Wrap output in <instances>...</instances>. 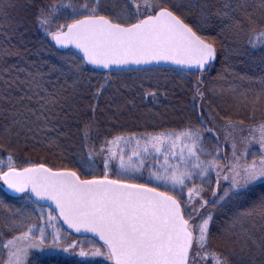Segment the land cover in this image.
<instances>
[{
	"label": "snow or ice",
	"instance_id": "6c2138e0",
	"mask_svg": "<svg viewBox=\"0 0 264 264\" xmlns=\"http://www.w3.org/2000/svg\"><path fill=\"white\" fill-rule=\"evenodd\" d=\"M24 7L20 0H0V18L10 20ZM193 9L198 11L195 19ZM61 10L68 12L71 22L49 31L53 12ZM214 17L227 21L221 32L238 37L247 31L248 46H259V63L264 66V0H84L79 5L43 6L37 15L41 28L60 48L79 50V62L69 68L75 77L72 92L55 85L48 92L45 84L51 82L40 72L0 70V118L5 121L0 150L15 151L22 136L35 139L49 125H56L52 131H57L61 117L56 110L75 111L69 101L83 95L80 87L95 88L91 95L96 100L110 89L119 92L117 83L129 88L128 72L151 78L160 67L175 66L171 70L180 74L199 73L193 99L203 102L201 77L218 57L215 41L201 33ZM11 28L10 23L0 24L3 42L10 41ZM13 54L21 55L0 46V56ZM86 65L104 70L103 82L93 85ZM53 70L64 75L62 68ZM258 83L259 90L250 94L229 89L234 99L243 97V106L250 105V120L257 111L264 117V75ZM144 95L155 98L158 93ZM89 110L93 119L85 125V138L98 108L89 105ZM198 119L203 127L189 124L179 131L121 134L105 140L99 174L93 150L87 153L88 167L81 161L87 176L30 158L17 166L8 154L7 163H0V181L21 194L31 211L17 209L6 219L4 227L11 236L0 238L6 253L0 264H95L97 257L110 264H197L209 255L216 264H264V122L248 127V135L237 140L236 134L246 130L245 120L226 119L223 142L230 143L229 158L220 147L219 134L208 127L215 120L212 113L200 110ZM205 132L214 136L216 145L205 143ZM253 144L259 146L258 152L249 151ZM149 158L152 166L141 183ZM41 202L55 207L45 209ZM223 215L228 221L218 237L222 249L210 253L211 228ZM73 230L83 239H72Z\"/></svg>",
	"mask_w": 264,
	"mask_h": 264
},
{
	"label": "trees",
	"instance_id": "16d2710c",
	"mask_svg": "<svg viewBox=\"0 0 264 264\" xmlns=\"http://www.w3.org/2000/svg\"><path fill=\"white\" fill-rule=\"evenodd\" d=\"M82 2L84 0H20V3L25 5L23 9L14 11L10 20L0 18V24L12 25L11 29H7L11 37L10 41L3 42V36L0 34V46L10 48L13 53L19 51L21 55L0 56V70L11 68L16 71L26 68L29 72H40L45 74L46 81L51 82L45 84L48 92H53L55 85L57 88L63 86L68 89V93H71L75 77L71 75L69 68L73 62H79L80 54L72 50L60 51L51 37L41 28L37 15L39 9L45 5L69 3L79 5ZM210 2L217 3L218 0H210ZM197 16L198 11L193 9L192 18L195 19ZM66 22H71L67 11L53 12L48 25L49 31H55L57 25ZM226 23V20L222 22L220 18L214 17L211 26L201 33L210 41H215L218 52L217 61L201 77L205 93L203 102L198 98L195 101L193 99V88L197 77L200 76L199 73L180 74L172 71V68H159L158 74L148 78L144 77L142 72H128L125 77L129 88H123L117 83L115 87L119 88V92L115 88L110 89L99 100L91 95L95 88L80 87L79 91L83 95H77L74 100L69 101L75 111L69 108L66 113H60L59 109L56 110L61 117L57 131H52L57 127L56 125H49L48 129L39 133L35 139L25 140L22 136L15 151L0 150V162L6 164L7 156L11 153L17 166L24 164L25 160L30 158L37 163L43 162L49 166L74 169L81 172L82 176H87L85 167H88L86 160L87 153L91 150L90 146H98L114 136L164 130L179 131L189 124L203 127L198 119L199 109L205 113L211 112L216 120L219 119L224 123L228 118L235 121L246 118L251 114L250 105L243 106L240 103L243 97L234 99L229 89L249 94L252 90L258 91L260 88L258 78L264 75L261 71V67L264 66L259 63L261 55L259 46L255 48L248 46L249 33L245 31L237 37L228 31L221 32V28ZM259 31L261 28L256 29V32ZM63 57L68 59H62ZM53 66L56 69L62 68L64 75L54 71ZM85 72L91 78L93 85L98 81L103 82L101 78L106 74L105 71L96 70L89 65L85 66ZM153 72L156 70L153 69ZM239 77L246 79L241 80ZM20 78L23 79V75ZM221 89L224 91L221 92ZM146 91H156L158 95L147 101L144 95ZM194 103L197 108L195 112ZM89 105L96 106L98 111L94 116L95 123L91 125L85 138V125L93 119ZM250 122L255 126L264 122V117L260 111H257L255 119ZM4 123L5 121L0 118V143L4 142L2 138ZM208 127L215 129L217 126L210 123ZM49 137L55 142H49ZM209 146H214V143H210ZM92 159L95 167L102 168L100 157L94 155ZM81 161L85 162V167H81ZM99 172L98 168H95V173L99 174ZM0 201H3V204H0V238L7 239L11 234L4 227L6 219L17 209L27 210L25 209L27 203L20 197L8 195L1 186ZM27 207H30V204ZM219 220L220 224L211 228L212 238L207 249L210 253H219L222 249V241L218 237L227 224L228 216H220ZM97 246L101 247L102 243L97 241ZM94 261L95 264H110L103 257L94 258ZM197 264H216V260L211 255L202 256L197 260Z\"/></svg>",
	"mask_w": 264,
	"mask_h": 264
},
{
	"label": "rangeland",
	"instance_id": "374dc122",
	"mask_svg": "<svg viewBox=\"0 0 264 264\" xmlns=\"http://www.w3.org/2000/svg\"><path fill=\"white\" fill-rule=\"evenodd\" d=\"M150 96H146V100L148 101V100H150ZM208 108H210V106H208ZM209 110V109H208ZM199 111H200V109H199ZM244 120H245V125H244V127H245V129H247L248 127H251V126H253V125H251L250 123V119H247V117L246 118H243ZM222 123H224L223 121H221V120H216V118H215V120H214V122L212 123V124H215L217 127L214 129V132L215 133H217V134H219V140H220V147H221V149L223 150V151H225V152H227V154H228V157L230 158L231 157V146H230V143H228V144H225L223 141L225 140V137H224V125L222 124ZM225 124V123H224ZM256 125H258V124H256ZM241 135H244V136H247L248 135V132H246V130L243 132V133H237L236 134V136H237V140H239V137L241 136ZM208 136V137H207ZM204 137H205V143L206 144H208V145H210V143H214V145H216V143H217V141H216V139L214 138V136H210L207 132H205L204 133ZM104 146V142L102 143V144H100V145H94V146H90V149L91 150H93L94 151V153H95V156L96 157H100V162H101V164H102V159H103V157H102V155L100 154V149H101V147H103ZM123 147V146H122ZM129 147H131V146H129ZM125 151L127 152L128 151V149H125ZM249 151L251 152V151H253V152H258L259 151V146L258 145H256V144H253L252 145V147L249 149ZM104 155H106V153L104 154ZM221 159L223 160V157H221ZM253 159V156L252 155H249V157H248V161L250 162L251 160ZM0 163H2V162H0ZM152 166V160H151V158H149V159H147L146 160V162H145V169H144V172H143V175H144V177H145V179L144 180H140L139 182H141V183H143V182H146V178H147V176H148V169L150 168ZM95 168H98V170L99 171H102V168H99V167H95ZM3 170H5V169H3ZM6 171V170H5ZM213 176H214V173H213ZM197 184H199L200 183V181L197 179ZM0 186L3 188L4 187V184L2 183V181H0ZM189 186H191V185H189ZM205 198L207 199L208 197L207 196H205ZM29 204H26L25 205V209H27L26 211H31V206L30 207H27ZM45 209H47V207H44ZM56 213L55 212H53V215H55ZM13 218H15V217H13ZM63 228L66 230V228L64 227V225H63ZM2 233V232H1ZM5 236H6V234H5ZM4 237V236H3ZM72 239H80V237L79 236H77V235H74V234H72ZM102 247V246H101ZM33 251H35V250H33ZM3 258H6V253L4 252V250L3 249H1L0 248V259H3ZM107 262H109V261H107ZM110 263V262H109Z\"/></svg>",
	"mask_w": 264,
	"mask_h": 264
},
{
	"label": "water",
	"instance_id": "95a60500",
	"mask_svg": "<svg viewBox=\"0 0 264 264\" xmlns=\"http://www.w3.org/2000/svg\"><path fill=\"white\" fill-rule=\"evenodd\" d=\"M55 43V42H54ZM56 45V44H55ZM57 47H58V49H60V50H62V51H67V50H74V51H76V52H78L79 53V50H77V49H74V48H64V49H62V48H60L58 45H56ZM216 62V61H215ZM214 63V62H213ZM212 63V64H213ZM91 67H93V68H95V69H98V70H101L100 68H98L97 66H95V65H90ZM133 68H138V67H146V66H135V65H133L132 66ZM162 67H169V66H162ZM162 67H160V68H162ZM170 67H172V68H174L175 66H170ZM104 71V70H103ZM5 190H6V192H8L9 194H11V195H13V196H15V197H20L21 196V194H18V193H14V192H11L9 189H7V187H6V185H5ZM41 205L42 206H51V207H55L53 204H51V202H41ZM65 227L67 228V226L65 225ZM73 233L74 234H76L75 232H74V230H73ZM77 235H79V234H77ZM81 236V235H80Z\"/></svg>",
	"mask_w": 264,
	"mask_h": 264
}]
</instances>
